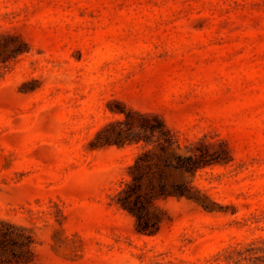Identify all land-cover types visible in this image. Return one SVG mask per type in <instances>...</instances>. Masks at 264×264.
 <instances>
[{"label":"rangeland","instance_id":"374dc122","mask_svg":"<svg viewBox=\"0 0 264 264\" xmlns=\"http://www.w3.org/2000/svg\"><path fill=\"white\" fill-rule=\"evenodd\" d=\"M118 109L172 142L97 141ZM0 232V264H264V0H0Z\"/></svg>","mask_w":264,"mask_h":264},{"label":"trees","instance_id":"16d2710c","mask_svg":"<svg viewBox=\"0 0 264 264\" xmlns=\"http://www.w3.org/2000/svg\"><path fill=\"white\" fill-rule=\"evenodd\" d=\"M112 114H123V118L115 123L108 124L101 128L95 139L101 140L108 145H141L145 147L151 143H157L164 146L170 144L172 136L167 129L164 121L155 114L123 112L122 110H111ZM149 151L142 153L134 158L133 164L129 167L128 177L124 178L121 183L119 194H123L121 199L124 207L128 209L136 218L138 223V231L153 234L157 228V222L153 213L149 212L148 203L150 200V192L157 186L161 193H169L170 189L167 183L162 179V173L158 172V181L154 182V175L150 174L151 165L147 163L145 156ZM177 163L173 165L176 169H190L195 165L196 161L192 158L182 159L176 157ZM147 177L149 191H142V179ZM177 186H175V189ZM134 197L133 199H131ZM150 230V231H149ZM7 235L0 232V242L4 243ZM12 245L15 244L13 237L9 236ZM2 239V240H1ZM4 239V240H3ZM27 248V244H25Z\"/></svg>","mask_w":264,"mask_h":264}]
</instances>
